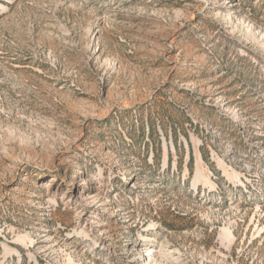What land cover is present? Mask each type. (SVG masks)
I'll use <instances>...</instances> for the list:
<instances>
[{"label":"rangeland","instance_id":"rangeland-1","mask_svg":"<svg viewBox=\"0 0 264 264\" xmlns=\"http://www.w3.org/2000/svg\"><path fill=\"white\" fill-rule=\"evenodd\" d=\"M0 264H264V0H0Z\"/></svg>","mask_w":264,"mask_h":264},{"label":"bare ground","instance_id":"bare-ground-1","mask_svg":"<svg viewBox=\"0 0 264 264\" xmlns=\"http://www.w3.org/2000/svg\"><path fill=\"white\" fill-rule=\"evenodd\" d=\"M208 177H209V176H207V175H201V176H199L200 183H203V184L208 183V182H209ZM144 242H145V243L147 242V239H146V238L144 239ZM146 244H147V243H146ZM143 246H144V245H143ZM141 248H143V247H141Z\"/></svg>","mask_w":264,"mask_h":264}]
</instances>
